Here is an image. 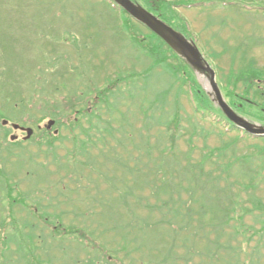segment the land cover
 <instances>
[{"label": "rangeland", "instance_id": "rangeland-1", "mask_svg": "<svg viewBox=\"0 0 264 264\" xmlns=\"http://www.w3.org/2000/svg\"><path fill=\"white\" fill-rule=\"evenodd\" d=\"M184 1L152 0L263 124L264 0ZM152 36L109 0H0V264H264V137L198 112L210 71Z\"/></svg>", "mask_w": 264, "mask_h": 264}, {"label": "trees", "instance_id": "trees-1", "mask_svg": "<svg viewBox=\"0 0 264 264\" xmlns=\"http://www.w3.org/2000/svg\"><path fill=\"white\" fill-rule=\"evenodd\" d=\"M111 3H112V5H115V6H117L112 0H109ZM133 1H135V2H139V3H141V2H144V4H145V6L150 10V11H152V12H154L155 14H157V15H159L162 19H164V20H167V22H171V21H169V20H175V19H178V16H174V13H173V9H175L176 10V8L177 7H179V5H174V4H169L168 2H162L163 4L162 5H160V6H156L153 2H152V0H133ZM191 1L192 0H188V2H190V3H186L187 1H184L183 2V4L184 5H186V6H189V5H192V3H191ZM196 1V0H195ZM203 1H205V2H208V3H210V1L211 0H203ZM194 3V2H193ZM194 5V4H193ZM118 8H120L119 6H117ZM123 12H124V14H126L130 19H132V20H134L130 15H128L127 14V12H125L122 8H120ZM165 17V18H164ZM167 18V19H166ZM178 26V25H177ZM179 26H181V28H183L184 30H187V26H186V24H179ZM136 38V40H139V42L141 41V42H144L145 40H146V37L145 36H143L142 34H139L138 36H136L135 37ZM152 38L154 39V40H157L158 42H160V43H162V44H164V45H166L164 42H163V40L162 39H160L158 36H156L155 34H153V36H152ZM153 43V42H152ZM159 44V43H158ZM150 46V45H149ZM153 49V48H152ZM160 50V49H159ZM154 51H157L156 49L154 50ZM153 50H152V52H154ZM171 51V50H170ZM173 52V51H172ZM155 54L154 55H156V56H160L161 55V57L160 58H158V60L160 61V62H167L168 61V57H166L165 55H163V53H161V51H160V53L157 51V52H154ZM173 54H174V56L176 57V58H179V59H181L179 56H177V54H175L174 52H173ZM161 59V60H160ZM182 60V59H181ZM186 62V61H185ZM168 64V63H167ZM188 64V63H187ZM184 66V65H183ZM190 71L192 72V73H194L193 72V69H191L190 68ZM189 71V73H191ZM256 72V70L255 69H253V71L251 72L252 74V79H250V77H246V76H244V72H241V80L240 81H244L245 83H247L248 84V86H247V88L245 89V91H247L246 92V94H250L251 92H252V90H253V86L254 85H256L254 82H256V79L258 80V79H260L261 78V76L260 75H258L257 73H255ZM189 73H187V71L185 72V75H183V76H185V78H186V80L187 81H189V80H191V77H190V74ZM191 73V75H192V80H195V78L193 77V74ZM254 78H256V79H254ZM263 80V79H262ZM196 89H192V93H193V102H195V109L198 111V112H201L203 115H205V116H208L209 118H211L213 121H215V122H219V123H222V124H224V125H226L227 124V117H226V115L223 113V111L221 110V108L219 107V106H217L216 104H215V102L211 99V97L208 95V93H206L204 90H202L201 89V86H196L195 87ZM256 92V94H260V92H258L257 90L255 91ZM114 93V92H113ZM82 97L84 96V92L82 93V95H81ZM243 96V95H242ZM107 97V101H106V104L108 105V108H109V110H114L113 108H114V103H112L111 102V99H110V97H108V96H106ZM243 97H245V96H243ZM261 98H264V96H263V94H262V96H260ZM241 103H242V106H243V110L244 109H248L247 107V105H246V103L243 101V102H239L238 103V105L236 106V107H238L239 108V106L241 105ZM258 105V104H257ZM263 106H264V104H263ZM240 109V108H239ZM263 109V108H262ZM264 110V109H263ZM241 111V110H240ZM84 113H87L88 114V116L91 118L90 119V128L87 130V131H90V129L92 128L93 129V127H94V124L91 122V120H92V118L93 117H97V118H100V115H98V114H96L94 111H90L89 112V110L88 109H84V111H83V114ZM90 113V114H89ZM249 116H251L250 114H248ZM254 116V119H256V120H258V121H260V122H262V123H264V112L263 111H259L258 113H254L253 114ZM60 115H56L55 117H57V124L58 125H61L63 122L60 120V119H58V117H59ZM255 116H256V118H255ZM46 118V117H45ZM179 120L180 119H178V117H177V119H175V121L177 122V124L176 125H178V123H180L179 122ZM70 124L71 125H78L79 124V122L77 121V120H72V121H70ZM230 126H231V129L232 130H238L234 125H231L230 124ZM168 128V130L170 129L169 127H167ZM112 128H111V126H110V124H108L107 126H106V128H105V131L107 130L108 132H111L112 130H111ZM170 131H171V129H170ZM169 131V132H170ZM239 132H243L242 134H244V135H247V134H245V132L244 131H241V130H238ZM171 133V135H172V132H170ZM170 135V136H171ZM173 137H176V135L174 134V135H172ZM60 137V136H59ZM54 138H57V136H54ZM240 139V138H239ZM262 140H264V138H262ZM191 141H193V139H191ZM12 145V144H11ZM172 146L174 147L175 145H173L172 144ZM173 147H171V148H173ZM78 148L79 149H81V146L80 145H78ZM227 146H223L222 148H220L219 150H220V152L223 154L224 153V151L225 150H227ZM261 153H264V147H263V149L261 150ZM234 162L235 161H232V162H230V164H229V167H231L232 165H234ZM199 164H201V163H199ZM202 165V164H201ZM192 168V167H191ZM199 168L200 169H202V166H199ZM193 169H195V167H193ZM193 175H194V177H195V172L193 171ZM200 175H201V173H200ZM262 179H263V176L261 177ZM208 184V183H207ZM212 185H215V184H212ZM194 192V191H193ZM11 195V194H10ZM12 196V195H11ZM254 202V201H253ZM259 202V201H258ZM260 204H257V208L259 209V210H261L262 208H264L263 207V204H262V202H259ZM203 206V205H202ZM256 207L254 206L253 208H251V209H247V210H244V212L246 213L247 211H253V209H255L256 210Z\"/></svg>", "mask_w": 264, "mask_h": 264}, {"label": "water", "instance_id": "water-1", "mask_svg": "<svg viewBox=\"0 0 264 264\" xmlns=\"http://www.w3.org/2000/svg\"><path fill=\"white\" fill-rule=\"evenodd\" d=\"M118 5L130 13L135 19L142 22L148 26L153 32L158 34L163 40H165L172 48H174L178 53L185 55L195 66V68L200 72L203 70H209L212 73L211 85L216 93V100L225 114L230 120L244 128L249 133L256 136H264V127L255 125L249 122L243 117L239 116L225 101L221 90L215 80V72L211 70L210 67L203 65L201 54L196 45L188 41L182 34L177 32L174 28L164 23L153 13L149 12L141 4L134 2L133 0H114ZM8 121H5L6 124ZM53 125L50 122L49 127ZM15 128H21L20 125L15 124ZM24 129V128H21ZM28 131V136L33 133L32 129H26Z\"/></svg>", "mask_w": 264, "mask_h": 264}, {"label": "bare ground", "instance_id": "bare-ground-1", "mask_svg": "<svg viewBox=\"0 0 264 264\" xmlns=\"http://www.w3.org/2000/svg\"><path fill=\"white\" fill-rule=\"evenodd\" d=\"M173 51L177 52L174 48H173ZM178 56H179L180 58H183V59H184L185 61H187L188 63H191V61H190L185 55L178 53ZM202 79L206 81V78L204 79V77H202Z\"/></svg>", "mask_w": 264, "mask_h": 264}]
</instances>
